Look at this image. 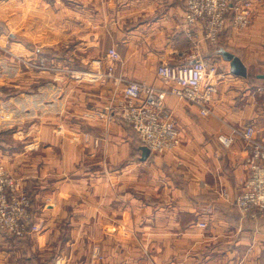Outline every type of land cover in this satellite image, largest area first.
<instances>
[{
  "label": "crops",
  "instance_id": "obj_1",
  "mask_svg": "<svg viewBox=\"0 0 264 264\" xmlns=\"http://www.w3.org/2000/svg\"><path fill=\"white\" fill-rule=\"evenodd\" d=\"M201 25L196 45L183 0H0V163L33 213L27 245L0 232V264H264V215L244 216L235 204L251 148L238 132L252 126L264 142V0H254L248 26L229 23L216 44L202 39ZM110 48L120 55L117 78L157 87L161 63L196 49L216 63L207 115L165 99L180 132L174 150L142 146L133 161L134 132L113 109L123 82L79 78ZM221 49L241 59L246 76L230 71ZM152 166L158 180L142 182L140 197L118 193L134 186L118 174ZM60 234L66 247L50 246Z\"/></svg>",
  "mask_w": 264,
  "mask_h": 264
},
{
  "label": "built area",
  "instance_id": "obj_2",
  "mask_svg": "<svg viewBox=\"0 0 264 264\" xmlns=\"http://www.w3.org/2000/svg\"><path fill=\"white\" fill-rule=\"evenodd\" d=\"M187 35L197 45L200 41L193 30L196 23L203 25L204 41L216 44L230 23L243 28L250 24L254 0H183ZM120 55L108 49L103 59H93L92 68L80 75L90 83L121 81L124 86L113 108L121 120L131 126L142 145L152 154H162L181 143L177 122L165 103L168 96L194 104L200 114L207 115L209 103L217 93L219 80L216 63L200 52L190 53L173 64L161 63L156 73L162 87L136 80H121L115 76ZM37 67H44L39 62ZM250 145L246 159L247 174L242 190L235 200L239 211L252 219L264 215V145L254 137L252 126L238 132ZM222 145L228 147L231 139L219 135ZM32 201L18 181L0 165V232L22 237L32 223Z\"/></svg>",
  "mask_w": 264,
  "mask_h": 264
},
{
  "label": "rangeland",
  "instance_id": "obj_3",
  "mask_svg": "<svg viewBox=\"0 0 264 264\" xmlns=\"http://www.w3.org/2000/svg\"><path fill=\"white\" fill-rule=\"evenodd\" d=\"M1 35V34H0ZM5 38L6 39H8V36H5ZM11 52V49L10 48H8V50H7V52H3V54L5 55V56H7V57H9V59H11L12 60V54L10 53ZM39 62H42L43 64H45V62L43 61V60H41V61H39ZM261 142V141H260ZM262 143V142H261ZM263 145H264V142L262 143ZM137 157V156H136ZM135 156H132L131 157V159L133 160V161H137L138 160V158H136ZM0 165H2L6 170H7V168L5 167V165H3L2 163H0ZM8 171V170H7ZM9 172V171H8ZM10 173V172H9ZM12 176H13V174L12 173H10ZM143 175H141V174H138V175H136V176H134L133 175V177L130 179V177L128 176V177H122L123 176V174L121 175V174H118L117 175V181L118 182H130V180L133 182V187L132 188H130V189H128L127 188V191H121V190H118V193H122V192H127V193H129V194H132L133 196H136V197H140L141 195H140V192H141V190L139 189V186H140V184L142 183V182H147V181H154V180H158V177H157V174H156V171H155V168L152 166V168H150V171L149 172H144V173H142ZM14 177V176H13ZM246 178V177H245ZM160 179V178H159ZM17 180V179H16ZM18 181V180H17ZM244 183V182H243ZM137 185V186H136ZM21 187V186H20ZM24 189V188H23ZM25 190V189H24ZM25 192L26 193H28L26 190H25ZM29 195V194H28ZM61 226H63V224H60V226H59V228H60V230H61V232L63 233V231L65 230L66 232H68V229L66 228V226H64L65 228H64V230H63V227L61 228ZM31 227H32V223H31ZM56 229H57V226L55 227ZM31 229V228H30ZM28 235H27V238L25 239V240H23L22 242H19V244H22V245H27L28 244ZM50 240V242H49V245L51 246V245H53L54 247H56V248H60L61 247V245H64L65 244V247H66V243H67V241L68 240H70V237L68 238L67 236H64L63 237V234H62V236H61V234H60V236L59 237H52L51 239H49ZM90 240V244H91V241L93 240L92 239V237H90V238H88V241ZM88 241L87 240H82L81 239V243H80V245L82 246V245H84V242H85V245L86 244H88ZM72 242V241H71ZM38 243H40L39 242V240H38V242H37V245H39ZM44 243V242H43ZM41 244H42V242H41ZM31 246H32V243L30 244ZM47 246H48V244H47ZM50 253H48V254H46V256L47 255H49ZM55 254V253H54ZM59 257L60 256V254H57L56 253V255H55V257ZM54 258V257H53Z\"/></svg>",
  "mask_w": 264,
  "mask_h": 264
},
{
  "label": "water",
  "instance_id": "obj_4",
  "mask_svg": "<svg viewBox=\"0 0 264 264\" xmlns=\"http://www.w3.org/2000/svg\"><path fill=\"white\" fill-rule=\"evenodd\" d=\"M220 53L225 60L230 62V71L233 74L238 76H246V68L239 57L224 49H221ZM143 149L146 154L150 153L147 148L143 147Z\"/></svg>",
  "mask_w": 264,
  "mask_h": 264
},
{
  "label": "trees",
  "instance_id": "obj_5",
  "mask_svg": "<svg viewBox=\"0 0 264 264\" xmlns=\"http://www.w3.org/2000/svg\"><path fill=\"white\" fill-rule=\"evenodd\" d=\"M117 118H118V120L120 121V122H122V123H124V124H126L127 125V127L130 129V130H132L131 129V126L129 125V124H127L126 122H124L123 120H121L120 118H119V116L117 115ZM134 147H133V150H134V152H133V154H132V156H137L136 158H138V156H140V152H141V148H142V143H141V141L137 138V136H136V134L134 133ZM31 228V223L28 225V228H27V231H26V233H25V235L24 236H22V237H17V236H14V235H9L14 241H17L18 243L19 242H22L23 240H25L26 238H27V235L29 234V232H30V229Z\"/></svg>",
  "mask_w": 264,
  "mask_h": 264
}]
</instances>
